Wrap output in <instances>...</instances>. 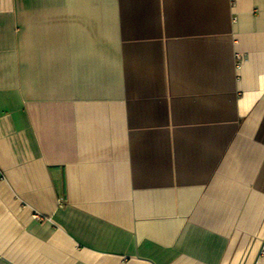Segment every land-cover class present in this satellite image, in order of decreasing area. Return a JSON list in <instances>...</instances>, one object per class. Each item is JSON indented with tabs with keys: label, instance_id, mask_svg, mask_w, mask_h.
I'll return each instance as SVG.
<instances>
[{
	"label": "crops",
	"instance_id": "crops-1",
	"mask_svg": "<svg viewBox=\"0 0 264 264\" xmlns=\"http://www.w3.org/2000/svg\"><path fill=\"white\" fill-rule=\"evenodd\" d=\"M0 264H264V0H0Z\"/></svg>",
	"mask_w": 264,
	"mask_h": 264
},
{
	"label": "built area",
	"instance_id": "built-area-1",
	"mask_svg": "<svg viewBox=\"0 0 264 264\" xmlns=\"http://www.w3.org/2000/svg\"><path fill=\"white\" fill-rule=\"evenodd\" d=\"M34 217H35V218H38V219L40 220V217H39V216H38V217H37V216H34Z\"/></svg>",
	"mask_w": 264,
	"mask_h": 264
}]
</instances>
